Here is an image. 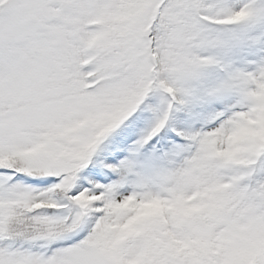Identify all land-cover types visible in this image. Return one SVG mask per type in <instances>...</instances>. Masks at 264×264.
Here are the masks:
<instances>
[{
    "label": "snow or ice",
    "instance_id": "6c2138e0",
    "mask_svg": "<svg viewBox=\"0 0 264 264\" xmlns=\"http://www.w3.org/2000/svg\"><path fill=\"white\" fill-rule=\"evenodd\" d=\"M0 264H264V0H0Z\"/></svg>",
    "mask_w": 264,
    "mask_h": 264
}]
</instances>
